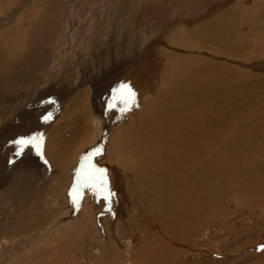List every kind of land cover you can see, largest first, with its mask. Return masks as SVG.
<instances>
[{"label": "rangeland", "instance_id": "rangeland-1", "mask_svg": "<svg viewBox=\"0 0 264 264\" xmlns=\"http://www.w3.org/2000/svg\"><path fill=\"white\" fill-rule=\"evenodd\" d=\"M78 1V7L74 8L72 3ZM99 1L0 0V17L7 15L11 9L21 7L16 18L5 21L3 26L0 25V56L9 60V68L5 67L8 68L9 75H6L3 81L11 86H25V92L19 95L21 97L0 102V119L6 121L9 128H14L16 123L13 119L19 117L23 123H18L20 127L30 125V128H25L27 133L30 130V134L39 133L43 137L42 154H37L35 149L29 146L17 157L16 146L12 143L7 146L16 134L7 138L9 142L2 146L4 152L3 157L0 153V161H3L0 170V253L2 252L3 255L9 251L2 259L0 258V264H156V262L157 264H264V248L261 247L264 246V171L262 170L264 169V84L254 88L259 91V95L253 98L255 103L250 101L252 98L247 99L250 102L246 100L242 111L232 117L234 122L239 116L244 117L248 113L257 116L255 125H246L243 128L251 131L255 128L257 132L260 131L261 138L250 141V144L247 143V149L256 147L258 150L256 160L263 168L257 167L254 159H251L246 152L241 158L239 157L241 163L236 161L239 168H236V173H232L233 175L228 179L229 188L222 201L224 205L221 204L219 209H213L214 211L209 209L206 213H199L193 220L194 224L192 223L195 231L186 235L187 237L181 233L184 228L179 229L180 234L184 235L180 242L165 235L162 217L152 214L148 208L156 200L153 190L146 187L139 180L138 174H133L127 166H131L134 159H130L132 158L130 147L128 146L129 149L127 147L132 141L127 137L131 134L132 127L128 121L135 116L142 101H146L142 96L145 95V91L135 94L127 111H120L119 104L109 110L107 102L112 90L119 88L120 85L115 84L108 90L101 91L102 96L99 100L102 109L98 114L107 116L108 119L105 117L107 120L103 123L106 134L102 151L94 161L98 167L106 170L108 188L114 194L110 203L106 207L102 198L98 199L88 189H84L83 198L72 217L59 229L50 231L45 237H40L35 244L8 249L27 235L42 232L48 227L52 228L50 225L58 218L61 219L63 213L69 209L68 192L73 183L75 169L79 166L85 147L89 145L86 143L90 130L94 128L95 109L91 102L93 99L88 84L90 80H86L91 79L92 75L88 77L89 73H85L86 79L84 78L79 88L73 84L76 80L75 73L69 66L76 59L70 58L76 46L70 48L68 43L66 45V38L74 36V32H80L79 27L82 23H87L83 28L96 26L102 32L108 23L117 19L119 13L117 7L120 8L118 3L124 8V2L127 0L108 2L106 14L102 18L100 11L103 9V0L100 3ZM131 1H127L128 5H131L132 13L131 24L129 22L131 26L126 27L130 35L129 42L132 38L134 41H142L151 37L146 33L153 22L150 16L145 14L149 10L153 11L152 17L156 19L164 17L167 22H171V15H167L164 10V1L168 0H153L156 3L149 8L145 7L146 0H138L140 7L135 4L136 2L131 4ZM233 1V4H240L248 9L260 7L261 11L257 10L264 14V0ZM230 4L225 6L229 8ZM68 8L74 16L72 26L70 24L66 27L63 17L65 12L67 14L69 11ZM248 9L241 16L239 15L242 24L237 38L244 39L239 43L241 45L246 42L245 48L242 46L243 54L253 59L252 61L244 62L239 60V57L216 54L213 50L206 52L200 50L194 53L207 58L216 54L215 58L224 65L231 66L230 69L235 68L242 73L253 72L264 76V68L260 65L256 69L253 68L254 60L264 64V15L258 21L255 16L256 11ZM180 11L182 9L175 8L173 14L177 16ZM47 24L49 26L46 27ZM52 25H55L53 29ZM66 28L70 32H66ZM47 29L52 31L47 33ZM252 32H258L263 37L254 38ZM90 33L96 32L92 30ZM104 43L102 37L97 39L95 47L88 56L90 64L100 65L99 62L105 59L107 50L106 53L102 51ZM117 43L113 42L110 49H115ZM151 45H154V41H150ZM58 55H61L59 62L56 59ZM88 57L80 59L78 65L84 67L85 63H88ZM54 63H57L56 71L62 70L65 75L63 74V78H58L61 80L60 84L56 80L53 81L54 84H47L44 81L45 75ZM40 65L42 68H37L41 67ZM13 70H16L17 75L13 74ZM28 73L31 74L28 76ZM23 77H28V80H21ZM127 77L128 75H125L123 82L130 85ZM156 79H159V72L155 77L153 90L159 82ZM50 92L49 98H40V95L46 93L48 96ZM40 99L43 107H39L40 111L38 110L37 113L33 103ZM27 109L28 111L25 112ZM49 113L51 119L44 120L42 115L44 117ZM31 119L34 121L30 124ZM42 124H47L44 130H41ZM232 124L231 122L229 128L219 135L220 142H224L221 141L223 138L229 140L234 136L236 126ZM40 130L44 132L41 133ZM12 149H14L13 153ZM251 166L257 169L254 170L255 167L251 169ZM240 174L249 176L244 179ZM256 174L261 178L259 179ZM235 188L237 192L234 191ZM254 188L257 194L251 192ZM232 192H236L235 196Z\"/></svg>", "mask_w": 264, "mask_h": 264}, {"label": "bare ground", "instance_id": "bare-ground-1", "mask_svg": "<svg viewBox=\"0 0 264 264\" xmlns=\"http://www.w3.org/2000/svg\"><path fill=\"white\" fill-rule=\"evenodd\" d=\"M56 1L58 2V0ZM113 1L115 0H103L100 18L105 16L108 2ZM127 1L124 2V8L121 3H118L120 8L117 7L119 10V13L117 12V19L112 23H108L102 32L96 26L88 27V29L86 27L83 28V26H87V23H82L79 27L80 32H74V36L66 38V45L68 43L70 48L76 46L70 57L76 59H73L74 63L69 66L72 68L73 73H75L74 77L76 80L73 82L74 86L79 88L86 79L85 73H89L88 77L92 75L91 79L86 80H90L88 84L91 91V99H93L91 102L95 109L94 128L90 130L89 139L86 143L89 145L88 147L86 146L87 149L85 147L83 154L93 148L101 149L104 142L106 133L104 129L105 124L103 123L108 117L103 114V116H99L98 114L101 111L100 109H102V104L99 100L102 96L101 91L103 89L108 90L109 87L115 84L125 83L123 82V78H125V75H128V83L133 92L136 94L139 91H145V95L142 96L146 100L142 101L135 116L128 121V124H131L132 127L131 134H128L127 137L132 141L129 142L127 147H130V156H132L130 159L134 158L131 163L132 165H127L128 170L132 171L133 174H138L139 180L146 187H150L153 190L156 200L148 207L149 210H151L152 214L162 217V225L166 231L165 235L171 236L173 240L180 242L183 240L184 235L188 236L193 231L194 225L192 226V223L199 213H206L209 209V211H214L219 209L221 204L224 205L222 201L227 195L229 188L228 179L233 175L232 173L235 172L236 168H239L236 162L239 157L241 158L247 153L251 159H254L257 167L262 166L256 160V155H258L256 147H251V150L247 149L250 141L261 138L260 131L257 132L255 128L252 131L243 128L246 125H255L257 123V116L255 117L253 113H248L244 117H236L237 119L234 122L232 121V117L242 111L247 99L250 100L252 98L250 101L253 102V98L259 95L258 89L254 90V88L264 84V76L253 72L242 73L235 68L230 69L231 66L224 65L215 58L217 53H221L223 55L229 54L233 57H239V60L241 59L244 62L253 60L243 54L244 50L242 48H245L246 42L243 45L239 43L243 42L244 39L237 38L240 24H242L239 19L241 14L247 11L248 8H245L246 6L242 7L240 4H233V0L164 1V10L167 15H171V22H167L164 17H159V19L152 17L153 11L149 10L145 14L148 17L150 16L153 22L146 33L151 37L142 41H134L132 38L129 42L130 35L126 27L131 26L132 13L130 12L131 5H128ZM132 2H136L135 4L139 6L138 0H132L131 4ZM78 3L79 1L72 3V6L77 8ZM155 3L156 1L146 0L145 7L149 8ZM227 4H230L229 8L225 6ZM175 8L182 9L177 16L173 14ZM185 8L186 10H184ZM20 9L21 7H17L14 10L11 9L7 15L1 16L0 25L3 26L5 21H11L16 18ZM257 9L261 11L260 7L256 8V6L255 9L250 7L248 10L256 11L255 16L260 21L264 14ZM73 16L70 9L67 14L65 12L63 21L66 27H69L70 24L72 26ZM254 25H257V23H254ZM47 26L49 25L47 24ZM54 26L52 25V29ZM256 28L259 27L256 26ZM52 29H47V33L52 31ZM92 30L96 33L91 34ZM65 31L70 32L68 28ZM252 33L255 35L254 38L260 37L259 39H261L263 37L258 32ZM116 36L121 37L116 38ZM100 37L105 40L102 51L106 53L107 50L106 57L101 60L102 62H99L101 63L100 65L95 63L90 64L88 56H90L91 50L95 47V42ZM115 41L116 43L118 42L115 49H110L112 43ZM150 41H154V45L150 46ZM127 45H130V47ZM14 47L16 48V46ZM200 50L204 52L206 50H213L216 54H212L211 58H207L204 55L194 53ZM83 57H88V63H85L84 67L78 65V61ZM4 58L0 56V102L11 98L14 100L17 96L21 97L19 95L22 92H25L24 85L16 87L14 85H7L4 82L5 76L9 75L7 71L9 60L7 61ZM56 59L57 61L58 59L61 60V55H58ZM253 62V68H258V65L264 68L263 62L259 63L255 60ZM57 63L51 65L50 71L45 75L46 78L44 77V81L47 84H54V80L60 84L61 80L59 79L63 78V74L65 75V72L62 73L60 69V71H56ZM17 65L19 66L20 64ZM6 66L8 68H5ZM40 66L37 68L41 69L42 65ZM158 72L159 79L156 80L159 82L154 91V81ZM13 74L17 75L16 70ZM30 74L28 73V76ZM21 80H28V77H23ZM74 86L72 87L76 89ZM50 87L52 88V86ZM50 94L51 92L47 96L44 93L40 95V98H49ZM95 100L98 101L96 102ZM41 101L40 99L33 103L35 106L34 110L37 113L38 108L42 106ZM27 111L28 109L25 112ZM22 114L24 115V113ZM14 116L16 115L14 114ZM13 120H15L17 125L15 124L14 128H9L7 122H3V119H0V153L2 157L4 152L2 146L9 142L7 138L16 134L15 138L10 140L11 142L18 137L32 135L30 134V130L27 133L25 129L30 128V125H22L23 127H20L18 123L23 124L22 119L17 117ZM33 121L31 119L30 124ZM231 122L236 126L234 127V136L229 140L223 138L221 141L224 142H220L218 140L219 135L229 128L228 126ZM46 125L42 124L41 127L43 128L41 130H44L47 127ZM41 130V133L44 132ZM36 135H39V133ZM128 139L125 140L126 143H128ZM10 142L7 146H9ZM14 149L11 150L12 153ZM97 157L94 158V161ZM1 164H3V161H0V170L2 169ZM255 169L257 168L255 167ZM262 170L264 171V169ZM248 176L240 174V177L244 179ZM258 178L260 179L261 177ZM234 191L237 192L236 188ZM236 192H232V195L235 196ZM251 192L257 194L255 188ZM76 208L77 206H74L70 202L69 209L63 213L61 219L58 218L56 222L50 225L52 228L48 227L42 232L27 235L16 241L8 249L37 243L40 237L47 236L50 231L59 229L62 224L69 221ZM181 228H184L182 232L179 231ZM180 232L184 233V235L182 236ZM5 254L1 255L0 258L2 259Z\"/></svg>", "mask_w": 264, "mask_h": 264}, {"label": "snow or ice", "instance_id": "snow-or-ice-1", "mask_svg": "<svg viewBox=\"0 0 264 264\" xmlns=\"http://www.w3.org/2000/svg\"><path fill=\"white\" fill-rule=\"evenodd\" d=\"M134 98L135 93L131 87L126 83H121L119 88L112 90V95L107 102L108 109H114L119 104L121 105L120 111H127ZM42 118L46 121L51 119V113ZM10 143L16 146L15 155L17 157L29 146L35 149L37 154H42V135L22 136L12 140ZM101 151L100 148H93L80 158L79 166L75 169L72 186L68 192L70 202L74 206H78L80 200L83 198L84 189H88L98 199L102 198L105 201L106 207L110 203L112 195H114L108 188L106 170L98 167L94 162V158L99 156ZM261 247L264 248V246Z\"/></svg>", "mask_w": 264, "mask_h": 264}]
</instances>
